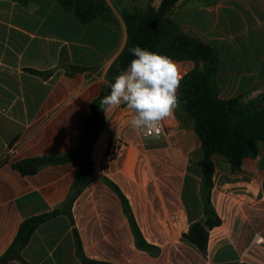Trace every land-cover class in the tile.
Wrapping results in <instances>:
<instances>
[{
  "label": "crops",
  "instance_id": "1",
  "mask_svg": "<svg viewBox=\"0 0 264 264\" xmlns=\"http://www.w3.org/2000/svg\"><path fill=\"white\" fill-rule=\"evenodd\" d=\"M104 2L115 18L84 24L61 0H0V256L25 218L62 207L84 157L27 175L13 163L79 146L91 103L124 45L125 24L118 14L142 12L161 0ZM169 18L217 50L222 99L241 95L256 101L263 96L264 0H179ZM69 65L86 70L70 75ZM31 69L52 72L42 75ZM113 140L102 161V176L88 183L71 213L36 228L22 250L30 264H82L75 230L92 260L264 264V143L237 170L225 157L214 156L211 199L221 224L209 230L207 250L202 251L184 237L193 222L206 220L198 165L204 152L194 120L175 109L166 135L123 138L116 152ZM133 146L139 151L135 156ZM104 177L126 195L144 238L159 248L158 254L137 246L122 201Z\"/></svg>",
  "mask_w": 264,
  "mask_h": 264
},
{
  "label": "trees",
  "instance_id": "2",
  "mask_svg": "<svg viewBox=\"0 0 264 264\" xmlns=\"http://www.w3.org/2000/svg\"><path fill=\"white\" fill-rule=\"evenodd\" d=\"M65 9L84 24L97 20L101 15L111 14L104 0H61ZM179 0H161L157 7L149 6L144 12L125 11L122 16L128 29L126 44L111 63L106 73V83L101 93L91 103V114L84 119V130L79 146L70 152L51 156H36L18 160L13 167L22 174H34L42 167L59 164L78 157H84L72 184L70 193L61 208L25 218L8 249L0 256V264L19 262L30 264L22 255L36 228L44 221L60 214L71 213L75 199L92 180L101 177L95 174L92 160V146L104 129L105 113L100 109L102 99L110 92L109 84L133 59L129 49L135 46L165 55L170 59L196 62L179 83L176 112L186 113L194 120V130L202 142L203 158L199 161L203 174L202 199L206 220L193 222L184 234L202 251L207 250L209 230L221 224V218L212 205L211 191L214 186L215 155L228 159L233 170L241 167L244 157H256L260 143H264V108L257 109L253 97L236 96L222 99L217 83L218 52L210 44L190 36L169 18L172 7ZM203 66H199V62ZM86 67L69 65L67 73L84 71ZM32 72L49 75L52 71ZM261 97V96H260ZM4 161H2L3 163ZM104 180L118 193L123 209L128 216L134 232L137 246L152 254H158L159 248L144 238L132 207L120 187L111 179ZM76 252L82 264H115L88 258L83 251L78 232L75 230Z\"/></svg>",
  "mask_w": 264,
  "mask_h": 264
},
{
  "label": "clouds",
  "instance_id": "3",
  "mask_svg": "<svg viewBox=\"0 0 264 264\" xmlns=\"http://www.w3.org/2000/svg\"><path fill=\"white\" fill-rule=\"evenodd\" d=\"M128 51L133 59L109 84L110 92L99 107L105 113L126 105L134 113L128 122L132 130H156L178 103L179 81L174 62L139 46Z\"/></svg>",
  "mask_w": 264,
  "mask_h": 264
},
{
  "label": "built area",
  "instance_id": "4",
  "mask_svg": "<svg viewBox=\"0 0 264 264\" xmlns=\"http://www.w3.org/2000/svg\"><path fill=\"white\" fill-rule=\"evenodd\" d=\"M174 62L177 77L179 83L184 79L188 72V67L186 62L171 59ZM179 90H176V96H178ZM175 109L173 110L171 117H174ZM134 115L131 109H128L126 105H121L115 109L109 110L105 129L109 133L111 138H115L116 140L112 141L111 150L116 152L123 145L122 139H136V138H160L166 135L167 130L169 128V117L163 120L158 129L156 130H148L145 132H137L132 130L129 127V120Z\"/></svg>",
  "mask_w": 264,
  "mask_h": 264
},
{
  "label": "water",
  "instance_id": "5",
  "mask_svg": "<svg viewBox=\"0 0 264 264\" xmlns=\"http://www.w3.org/2000/svg\"><path fill=\"white\" fill-rule=\"evenodd\" d=\"M191 64H192L191 61L186 63L187 67L188 65ZM109 140H110L109 133L106 131H102L100 132V134L98 135L92 146L91 155H92V160L94 162L95 174H101L102 172V161L107 153Z\"/></svg>",
  "mask_w": 264,
  "mask_h": 264
},
{
  "label": "rangeland",
  "instance_id": "6",
  "mask_svg": "<svg viewBox=\"0 0 264 264\" xmlns=\"http://www.w3.org/2000/svg\"><path fill=\"white\" fill-rule=\"evenodd\" d=\"M154 7H156V6H154ZM134 12H139L140 13V11H134ZM142 12H144V11H142ZM123 13V12H122ZM122 13H119L118 14V16H119V18H121L122 19V21L124 22V24H125V29H124V31H122V33H123V36H124V39H125V41H124V45H123V47L125 46V44H126V40H127V34H128V29H127V26H126V22H125V20H124V18H123V16H122ZM100 17H104V18H110L111 20L113 19V18H115V15H114V13H112L111 12V14H110V16L109 15H101ZM121 32V31H120ZM116 40H117V37H115V36H113V39H112V41H113V43H115L116 42ZM123 49V48H122ZM121 52V51H120ZM189 61H191L192 62V64L191 65H188V72L192 69V68H194L195 66H196V62H194V61H192V60H187V61H183V62H189ZM199 66L200 67H202L203 66V62L202 61H200L199 62ZM187 72V73H188ZM256 106H257V109H262V108H264V94H263V96H261L260 98H258L257 100H256ZM176 109V108H175ZM171 117V116H170ZM170 117H169V119H170ZM103 131H106V129L104 128L103 129ZM132 153H133V155L135 156L137 153H139V151L136 149V146H133L132 147ZM134 165V164H133ZM133 167H130V169H132Z\"/></svg>",
  "mask_w": 264,
  "mask_h": 264
}]
</instances>
